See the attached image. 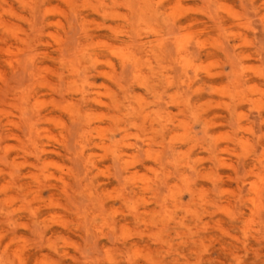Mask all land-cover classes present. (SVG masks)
I'll return each instance as SVG.
<instances>
[{"label":"rangeland","instance_id":"rangeland-1","mask_svg":"<svg viewBox=\"0 0 264 264\" xmlns=\"http://www.w3.org/2000/svg\"><path fill=\"white\" fill-rule=\"evenodd\" d=\"M0 264H264V0H0Z\"/></svg>","mask_w":264,"mask_h":264}]
</instances>
